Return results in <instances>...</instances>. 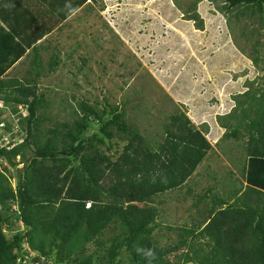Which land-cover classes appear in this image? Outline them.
Segmentation results:
<instances>
[{
  "label": "trees",
  "instance_id": "16d2710c",
  "mask_svg": "<svg viewBox=\"0 0 264 264\" xmlns=\"http://www.w3.org/2000/svg\"><path fill=\"white\" fill-rule=\"evenodd\" d=\"M38 1L33 6L28 0L0 1V103L13 115L24 105L29 114L20 121L24 141L0 151V157L8 152L15 161L20 158L15 187L10 168L1 163L0 264H264V91L254 92L238 112L219 117L230 130L225 139L241 141L244 127L247 158L253 160L243 166L251 173L249 184L222 198L212 195V206L192 225H169L177 241L164 248L155 239L162 228L156 206L166 194L183 189L213 150L211 143L185 113L175 112L163 127L164 142L152 147L128 123L126 108L107 101L100 106L81 101L73 123L43 132L39 113L47 101L39 89L45 75L39 51L44 48L37 44L77 2ZM224 4L237 17L252 11L264 18V0ZM197 6L186 14L202 28ZM28 49L31 71L24 82L5 79ZM59 62L53 55L47 65L51 74ZM253 62L261 63L260 57ZM114 150L120 154L116 160ZM106 231L115 235L110 246L100 241ZM91 246L101 253L90 254Z\"/></svg>",
  "mask_w": 264,
  "mask_h": 264
},
{
  "label": "rangeland",
  "instance_id": "374dc122",
  "mask_svg": "<svg viewBox=\"0 0 264 264\" xmlns=\"http://www.w3.org/2000/svg\"><path fill=\"white\" fill-rule=\"evenodd\" d=\"M58 2L77 3L60 13L64 20H58V28L37 44L44 48L39 51L45 72L39 89L47 101L39 113L43 132L73 123L81 101L93 106L107 101L126 108L128 123L152 147L164 142L163 127L175 112L185 113L213 147L183 189L166 194L161 206H156L162 231L157 230L155 239L168 248L178 236L167 230L169 225H192L199 213L212 206V195L222 198L233 188L249 184L251 173L249 169L244 173L243 166H252L253 160L247 158L244 127H240L245 137L241 141L225 139L230 130L223 128L219 117L235 113L254 92L264 91V18L252 11L240 12L238 17L229 14L224 0L199 4L197 0ZM38 3L28 0L27 5ZM193 5H198L202 28L186 14ZM257 43L261 46L255 48ZM26 52L33 53L31 49ZM30 55L10 68L5 79L24 82L31 71ZM53 55L60 62L51 74L47 65ZM257 57L261 59L258 65L253 62ZM2 110L0 119L9 118L10 109ZM118 143L122 149L124 144ZM113 154L115 160L120 155L115 150ZM15 169L8 173L13 187ZM114 237L113 231H106L100 241L110 246ZM101 251L90 247V254Z\"/></svg>",
  "mask_w": 264,
  "mask_h": 264
},
{
  "label": "built area",
  "instance_id": "2783aa9c",
  "mask_svg": "<svg viewBox=\"0 0 264 264\" xmlns=\"http://www.w3.org/2000/svg\"><path fill=\"white\" fill-rule=\"evenodd\" d=\"M1 108H4L2 104H0V109ZM12 113L13 112L10 110V113L8 114V117L11 116L10 119H0V151H10L15 147H18L27 136L25 129L23 130L20 126V121L27 117L26 108L19 107L17 114L12 116ZM11 119L14 120V125L11 124ZM8 125L10 127H8ZM0 163L8 166L4 157H0Z\"/></svg>",
  "mask_w": 264,
  "mask_h": 264
},
{
  "label": "clouds",
  "instance_id": "9594fccd",
  "mask_svg": "<svg viewBox=\"0 0 264 264\" xmlns=\"http://www.w3.org/2000/svg\"><path fill=\"white\" fill-rule=\"evenodd\" d=\"M0 104H2L3 106H4V109H7L6 108V106L3 104V103H0ZM19 107H25L26 108V110H27V117L26 118H23V119H27L28 117H29V114H28V109H27V107L26 106H24V105H19L18 106V111H19ZM2 109H0V115L2 114ZM5 154H8V152H6ZM3 157H4V154H3ZM5 159V158H4ZM17 160H19V162H20V158H18ZM17 160L15 161L16 162V168H17V165H18V163L19 162H17ZM6 161V160H5ZM7 163V162H6ZM7 165H8V163H7ZM20 166H22V165H20ZM8 167H9V165H8ZM10 168V167H9ZM14 169H12V168H10V171L12 172Z\"/></svg>",
  "mask_w": 264,
  "mask_h": 264
},
{
  "label": "water",
  "instance_id": "95a60500",
  "mask_svg": "<svg viewBox=\"0 0 264 264\" xmlns=\"http://www.w3.org/2000/svg\"><path fill=\"white\" fill-rule=\"evenodd\" d=\"M4 158H5V160L8 163L10 168H12V169L16 168V162L12 159L10 154H4Z\"/></svg>",
  "mask_w": 264,
  "mask_h": 264
},
{
  "label": "crops",
  "instance_id": "0c3cea01",
  "mask_svg": "<svg viewBox=\"0 0 264 264\" xmlns=\"http://www.w3.org/2000/svg\"><path fill=\"white\" fill-rule=\"evenodd\" d=\"M1 1V0H0Z\"/></svg>",
  "mask_w": 264,
  "mask_h": 264
}]
</instances>
